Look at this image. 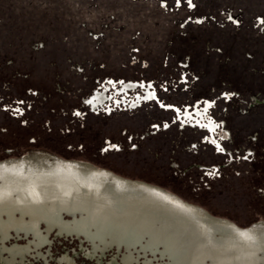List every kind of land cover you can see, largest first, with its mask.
I'll use <instances>...</instances> for the list:
<instances>
[{
  "label": "rangeland",
  "instance_id": "374dc122",
  "mask_svg": "<svg viewBox=\"0 0 264 264\" xmlns=\"http://www.w3.org/2000/svg\"><path fill=\"white\" fill-rule=\"evenodd\" d=\"M29 153L264 227V0H0V156Z\"/></svg>",
  "mask_w": 264,
  "mask_h": 264
},
{
  "label": "water",
  "instance_id": "95a60500",
  "mask_svg": "<svg viewBox=\"0 0 264 264\" xmlns=\"http://www.w3.org/2000/svg\"><path fill=\"white\" fill-rule=\"evenodd\" d=\"M0 174V264H264V229L160 186L52 153Z\"/></svg>",
  "mask_w": 264,
  "mask_h": 264
},
{
  "label": "flooded vegetation",
  "instance_id": "af4514ba",
  "mask_svg": "<svg viewBox=\"0 0 264 264\" xmlns=\"http://www.w3.org/2000/svg\"><path fill=\"white\" fill-rule=\"evenodd\" d=\"M138 85H140V84H138ZM137 85V86H138ZM127 86L128 85H126L125 86V88H127ZM136 86V87H137ZM148 93V92H147ZM105 96H106V93L104 92H96V94L94 95V98H92V101H91V103L92 104H94V105H96V107L97 106H99V105H101V102L102 101H105ZM198 112H199V110H197ZM193 114H196L197 115V113H196V111H193V113H192V115ZM189 116V115H178V117L180 116V118L181 117H190L188 120H192L193 122H199L200 124H201V122H202V119H199L198 120V118H196V117H194V116ZM198 116H202L201 114H198L197 115V117ZM186 120V119H185ZM205 121V120H204ZM203 124V123H202ZM204 126H208L209 127V129H210V132L212 133V131H214L213 129L214 128H216V124H214L213 122H210V123H208V124H206V122H204V124H203ZM213 138V135H212V137H211V139ZM214 139V138H213ZM256 227H252V229H250V230H258V229H264V227H260V228H257V229H255ZM249 230V229H248Z\"/></svg>",
  "mask_w": 264,
  "mask_h": 264
},
{
  "label": "snow or ice",
  "instance_id": "6c2138e0",
  "mask_svg": "<svg viewBox=\"0 0 264 264\" xmlns=\"http://www.w3.org/2000/svg\"><path fill=\"white\" fill-rule=\"evenodd\" d=\"M188 3L191 4V0H188ZM121 83H122V82H121ZM21 103H23V102L21 101ZM89 103H90V101H89ZM160 106H161V107H164L163 104H161ZM17 111H19V109H17ZM176 111L178 112L179 109H177ZM75 115H80V113L77 112V113H75ZM105 150H107V149H105ZM221 150H222V149H221ZM3 179H4L3 175L0 174V180H3ZM241 235H242L245 239H249V240L251 239V237H250V236H247V234H245V233H241Z\"/></svg>",
  "mask_w": 264,
  "mask_h": 264
},
{
  "label": "bare ground",
  "instance_id": "6f19581e",
  "mask_svg": "<svg viewBox=\"0 0 264 264\" xmlns=\"http://www.w3.org/2000/svg\"><path fill=\"white\" fill-rule=\"evenodd\" d=\"M224 220H225V219H224ZM225 221H226V220H225ZM227 222H228V221H227ZM229 223H230V222H229ZM230 224H231V223H230ZM232 225H233V224H232ZM234 226H235V225H234ZM237 227H238V226H237ZM254 227H256L255 229L258 228V226H254ZM254 227H253V228H254ZM239 228H240V227H239ZM242 229H243V228H242ZM248 229L250 230V229H252V228H248ZM248 229H245V230H248Z\"/></svg>",
  "mask_w": 264,
  "mask_h": 264
}]
</instances>
